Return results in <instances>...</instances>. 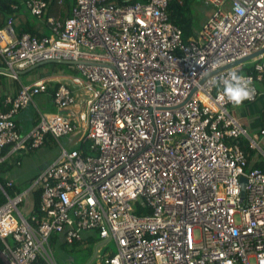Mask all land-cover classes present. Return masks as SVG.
<instances>
[{"label": "built area", "instance_id": "obj_1", "mask_svg": "<svg viewBox=\"0 0 264 264\" xmlns=\"http://www.w3.org/2000/svg\"><path fill=\"white\" fill-rule=\"evenodd\" d=\"M171 1L77 0L66 18H46L53 33L44 36L18 34L15 13L7 16L0 28L6 74L19 79L50 61L77 74L72 86L53 89L55 112L36 107L27 133L15 116L49 82L22 85L0 110V152L7 148L0 162L40 149L48 135L70 136V148L29 188L10 196L0 183L1 264H57L51 236L74 249L91 230L102 240L92 261L110 241L117 245L103 264H264V170L252 167L240 138L259 145L213 85L264 48V0H204L216 9L186 41L170 20ZM25 2L46 16L48 0ZM263 57L241 72L254 97Z\"/></svg>", "mask_w": 264, "mask_h": 264}, {"label": "crops", "instance_id": "obj_2", "mask_svg": "<svg viewBox=\"0 0 264 264\" xmlns=\"http://www.w3.org/2000/svg\"><path fill=\"white\" fill-rule=\"evenodd\" d=\"M74 1L75 0H49L50 5L46 13V16L42 18H38L30 13L29 9L27 8L25 0H21L19 3H17L18 4L17 10H13V12L15 13V28L18 34L23 32L21 30L25 26L30 29L29 33L33 32L32 34H35L37 36L52 35L53 30L50 27V25L46 22V18L48 16H54V17L61 18V19L66 18L67 16L71 14V10L74 6ZM60 7H61V10H59L58 16L51 14V12L53 11L56 12V10H58V8ZM6 18L7 17H2V15H0V22L2 21L4 24V21H6ZM252 60H254V62L256 61L255 58ZM49 63H52V62L43 63L40 65L34 66L28 70L21 71L19 74V79H15L9 73L6 74L4 72L5 65L2 63V60L0 57V110H3V111L7 110L8 108L6 105L7 97L9 96L15 97L17 93L19 92L22 85L33 84L38 79H44L45 81L49 82L48 90L44 92L43 94L36 96L35 103H32L29 106V108H27V109H30L31 107L34 108V111L33 112L31 111L29 117L24 115L23 119H19V115L21 114V112L15 116L16 122L21 127V131L23 133H27L33 127V125H35V123L37 122L38 116H37V110L35 111V107H38L43 112H47V113H53L56 111V108L52 101L53 89L57 87L61 82L69 83L72 86L71 76L77 74V71L75 70L73 74L66 73L63 69L61 68L58 69V67L54 65L52 66L51 71H49V69L46 67V64H49ZM54 63L67 65V63H61V62L60 63L54 62ZM251 65L253 64H248L247 62H245L244 68L246 66H251ZM31 70L34 72L29 73L26 79L21 78V74L29 72ZM243 73H246V72H243ZM256 87H257L258 92H257V95L252 100L245 101L244 104L239 108L233 107L232 105H230L229 108H230L232 115L235 116L238 123L241 124L244 128H246L251 138L255 140L259 145V148L251 146V149L247 148L248 146L244 145L243 149L246 153L249 154L251 164L264 170V134L262 133V131L264 130V80L261 82H258L256 84ZM49 140H53V141L58 140V143L60 145L62 144L60 139H56L55 137L48 135L46 138L45 144L41 148H45L48 145ZM32 154H33V151L28 152L26 155L31 156ZM58 156H60V154ZM15 159L17 160L15 161L16 165L20 166L22 164L21 159L19 157ZM18 161H20L21 163L18 164ZM13 162H14V159H12L11 163ZM50 163L46 164L45 167H47ZM18 178H20L19 175H18ZM0 247H1V244H0ZM41 264H46V263L42 261ZM81 264H94V261H92V258H91L89 261H86V260L82 261ZM97 264H103V263L98 262Z\"/></svg>", "mask_w": 264, "mask_h": 264}, {"label": "rangeland", "instance_id": "obj_3", "mask_svg": "<svg viewBox=\"0 0 264 264\" xmlns=\"http://www.w3.org/2000/svg\"><path fill=\"white\" fill-rule=\"evenodd\" d=\"M191 8L193 16L195 18L196 29L197 32H199L203 24L206 22V20H208L209 16L214 12L216 7L214 4H206L204 0H193V2L191 3ZM59 10H61V7L58 8L56 12H51V14L58 16ZM97 51L100 52L101 49H98ZM246 62L248 64H253L254 60L250 59ZM53 65L58 67V69H63L66 73H74V70L67 65H62L54 62L46 64V67L49 69V71H51ZM33 72L34 71L31 70L29 72L23 73L21 74V78L26 79L27 75ZM36 110L37 109L35 107V111ZM31 111H34L33 107L21 111L19 119H23L24 115L29 117ZM60 141L63 145H60L58 143V140H49V143L45 148L37 150L35 149L31 156H27L26 154L21 153L19 158L21 159L22 164L20 166L14 165L13 167H5L3 165H0V180L6 181L8 179H13L15 185L21 190H23L24 188H29L33 184L34 178H36L44 170L46 164L56 160L63 146L68 149L70 148L69 136L61 137ZM18 175L20 178H18ZM25 208V206L21 207L24 212ZM85 236L87 238L89 237L88 241L76 245L74 249L61 243H54L50 239L51 249L53 251L57 264H81L84 260L89 261L94 256L96 247L102 243V240L99 238L95 230L86 231ZM106 252H108L109 255L117 252V245L114 241H110L102 248L99 257H97V259L94 261V264L103 261Z\"/></svg>", "mask_w": 264, "mask_h": 264}, {"label": "trees", "instance_id": "obj_4", "mask_svg": "<svg viewBox=\"0 0 264 264\" xmlns=\"http://www.w3.org/2000/svg\"><path fill=\"white\" fill-rule=\"evenodd\" d=\"M20 1L21 0H0V15H2V17H7V15L12 14V12H13L12 4H17ZM25 1H27V0H25ZM76 1L77 0L74 1V5H76ZM132 1H136V0H132ZM192 2H193V0H182V3H180L177 0H172L171 3H170V5H169V7H168V11H169V14H170V20L174 24H176L179 27H181L182 30H183V34H184L183 35V39H184V41L188 40L192 36H197L198 35L197 29H196L195 18L193 16V12H192V8H191V3ZM2 25H3V22L1 21L0 22V27H2ZM21 31H23V32H21L19 34H22L24 32H29L30 29L28 27H25L24 26V28ZM261 60H264V57ZM254 64L255 63H253V65H251V66H246L245 68H243L244 71L242 69L241 72L242 73L243 72L248 73V72L252 71L253 68H254ZM257 83H258V81L255 82V84H257ZM249 144H250V142H249V139L248 138H246V137L240 138V145H241V148L242 149L244 148V145L245 146H248L247 148H250L251 144H250V146H249ZM86 146L87 145H82V146L80 145L79 148H80L81 151H83L85 153L86 148H87ZM6 151H7V148L3 149L0 152V157L4 156L6 154ZM245 154H246V156H247V158L249 160V163L251 164L249 154L246 153V152H245ZM12 159H14V162L13 163H11ZM15 161H17L15 159V157H10L6 161L0 162V165H3L5 167L6 166L7 167H13L14 165H16V162ZM251 165H252V167H255L253 164H251ZM8 180H10V179H8ZM8 180H6V181L0 180V183L4 186L5 190L7 191V193L10 196H14L17 192H20L21 189L18 188L15 185V183H14V186L13 187H7L6 186V182ZM40 199H41V191L38 190L35 193H33V195H32L33 209L34 208L37 209L39 207ZM4 201H5V196H4L3 192L0 191V205ZM136 213H139L140 214L141 213V210H136ZM59 239H60V236L58 234H53L51 236V240L54 243H61L59 241ZM61 244H63V243H61ZM63 245H65V244H63ZM41 263H42V261L40 260L36 264H41ZM0 264H1V261H0Z\"/></svg>", "mask_w": 264, "mask_h": 264}, {"label": "clouds", "instance_id": "obj_5", "mask_svg": "<svg viewBox=\"0 0 264 264\" xmlns=\"http://www.w3.org/2000/svg\"><path fill=\"white\" fill-rule=\"evenodd\" d=\"M213 85L221 89V98L236 108L241 107L245 101L254 98L251 80L243 75L239 69L230 70L225 78L214 80Z\"/></svg>", "mask_w": 264, "mask_h": 264}, {"label": "water", "instance_id": "obj_6", "mask_svg": "<svg viewBox=\"0 0 264 264\" xmlns=\"http://www.w3.org/2000/svg\"><path fill=\"white\" fill-rule=\"evenodd\" d=\"M263 52H264V48L261 49V50H259V51H257L256 53H254V54H252V55H250V56H248V57H246V58H244V59H242V60L236 62V63L244 62V61H247V60H249V59L255 58V57H257L258 55H260L261 53H263ZM50 62H52V61H50ZM45 63H48V62H45ZM236 63H234V64H236ZM234 64L228 65V66H226V67H224V68H222V69L228 68V67H230V66H232V65H234ZM246 182H247V180H246L244 177H242V178H241V183H242V187H243V189H242V198H243L244 195H245V184H246ZM92 259H93V258H92Z\"/></svg>", "mask_w": 264, "mask_h": 264}]
</instances>
